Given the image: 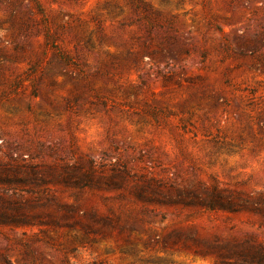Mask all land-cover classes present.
<instances>
[{
    "label": "rangeland",
    "instance_id": "rangeland-1",
    "mask_svg": "<svg viewBox=\"0 0 264 264\" xmlns=\"http://www.w3.org/2000/svg\"><path fill=\"white\" fill-rule=\"evenodd\" d=\"M250 252L264 0H0V264Z\"/></svg>",
    "mask_w": 264,
    "mask_h": 264
},
{
    "label": "trees",
    "instance_id": "trees-1",
    "mask_svg": "<svg viewBox=\"0 0 264 264\" xmlns=\"http://www.w3.org/2000/svg\"><path fill=\"white\" fill-rule=\"evenodd\" d=\"M48 37L49 36L46 35V39ZM249 55H250V57L254 58L253 52H249ZM60 56H62L61 57L62 59L68 60L65 55L61 54ZM257 61L259 62L260 60H257ZM208 203H210L208 205H213V203H217V200H216V198H214V199L209 200ZM207 207H211V206H207ZM241 255H242L241 257H243V259L245 260L246 264H256L261 259V256H259V254H256L254 252H250V253H246V254L243 253Z\"/></svg>",
    "mask_w": 264,
    "mask_h": 264
}]
</instances>
